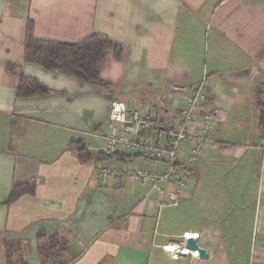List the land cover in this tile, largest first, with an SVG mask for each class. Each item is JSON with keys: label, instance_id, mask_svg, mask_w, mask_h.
Listing matches in <instances>:
<instances>
[{"label": "crops", "instance_id": "crops-1", "mask_svg": "<svg viewBox=\"0 0 264 264\" xmlns=\"http://www.w3.org/2000/svg\"><path fill=\"white\" fill-rule=\"evenodd\" d=\"M30 21L39 40L75 44L95 34L121 46L119 59L107 52L105 86L26 62ZM21 77L49 94L19 97ZM200 87L222 119L203 159L185 168L177 204L161 201L154 181L125 175L131 162L162 166L136 153L105 161L92 150L95 134L121 129L109 120L113 103L164 129L184 107L174 98ZM263 108L264 0H0V233L13 221L31 224L33 234L66 242V264H264ZM182 150L192 151L187 142ZM227 162L252 168V195L218 206L199 198L202 177ZM105 165L118 171L100 177ZM32 180L36 193L9 205L13 185ZM187 236L208 259L178 256ZM37 246L30 264H43Z\"/></svg>", "mask_w": 264, "mask_h": 264}, {"label": "built area", "instance_id": "built-area-1", "mask_svg": "<svg viewBox=\"0 0 264 264\" xmlns=\"http://www.w3.org/2000/svg\"><path fill=\"white\" fill-rule=\"evenodd\" d=\"M174 100L184 102V107L178 111L177 118L164 129L152 127L139 112H129L124 104L113 103L109 120L113 126H121V129L110 135L95 134L93 137L96 145L92 147L98 155L108 160L119 154L136 153L143 160L162 166L163 172L160 173L155 169L147 171L144 166L131 162L125 175L131 180L139 179L142 183L154 181V189L161 201L170 204H177L179 197L187 190L188 172L182 167L184 158H189L190 163L203 159L211 140L212 129L222 119L221 110L217 106L207 105L202 87L191 96L181 99L175 97ZM147 129L154 131V135H146ZM162 134L166 136L164 144L156 136ZM185 142L192 149L187 155L182 150ZM117 171V167L105 165L100 177H107ZM162 183L166 184V188H162ZM183 251L190 253L188 250Z\"/></svg>", "mask_w": 264, "mask_h": 264}, {"label": "trees", "instance_id": "trees-1", "mask_svg": "<svg viewBox=\"0 0 264 264\" xmlns=\"http://www.w3.org/2000/svg\"><path fill=\"white\" fill-rule=\"evenodd\" d=\"M108 51H112L118 59L122 56L121 46L101 35L93 34L79 43L68 44L35 38L34 23L32 21L29 22L27 27L24 52L25 61L43 66L47 70L75 78L83 83L101 87L105 86L101 79V71L105 65ZM47 94H49V90L40 81L33 78L21 77L18 87L19 97L26 98ZM261 126L264 129V108ZM80 158L84 162L89 160L90 156L86 153V150H83L80 153ZM106 160L108 159L105 158ZM37 187V180L14 184L8 204L10 205L22 195H34ZM66 252V242L59 240L55 236H50L49 244L39 249L43 264H66L65 258L63 257ZM6 264H13L10 257L6 258Z\"/></svg>", "mask_w": 264, "mask_h": 264}, {"label": "rangeland", "instance_id": "rangeland-1", "mask_svg": "<svg viewBox=\"0 0 264 264\" xmlns=\"http://www.w3.org/2000/svg\"><path fill=\"white\" fill-rule=\"evenodd\" d=\"M186 160L188 162H185ZM183 161L182 167L186 169L194 165L190 163L189 158H185ZM229 164V162L222 163L223 167H221V171L214 166L210 173L202 177L204 183L202 184L203 187L200 190L199 198L208 197L211 200L214 199L218 206L219 202L223 201V199L230 198L234 200L239 196L252 195L255 182L253 172L251 171L252 168H246L240 164L235 167L237 163ZM23 196L25 195L20 196L10 205L16 203ZM13 223L6 231L0 233V264H4L6 258L9 257L13 264H30L29 255L32 253L33 247L35 248L38 245L39 252L40 248L49 244L50 236L33 234L31 224L23 225L22 222L15 221Z\"/></svg>", "mask_w": 264, "mask_h": 264}, {"label": "water", "instance_id": "water-1", "mask_svg": "<svg viewBox=\"0 0 264 264\" xmlns=\"http://www.w3.org/2000/svg\"><path fill=\"white\" fill-rule=\"evenodd\" d=\"M185 247L188 251L192 252V253H197L199 255L200 258L203 259H208L209 258V253L206 249L202 248L199 243L198 240L194 237H189L186 241H185ZM178 256H186V252L185 251H178Z\"/></svg>", "mask_w": 264, "mask_h": 264}, {"label": "bare ground", "instance_id": "bare-ground-1", "mask_svg": "<svg viewBox=\"0 0 264 264\" xmlns=\"http://www.w3.org/2000/svg\"><path fill=\"white\" fill-rule=\"evenodd\" d=\"M171 249L176 251V248H173V247H172ZM186 253H187V252H186Z\"/></svg>", "mask_w": 264, "mask_h": 264}]
</instances>
